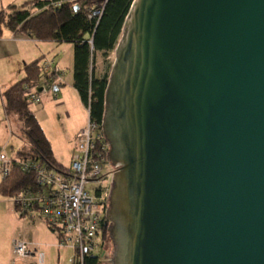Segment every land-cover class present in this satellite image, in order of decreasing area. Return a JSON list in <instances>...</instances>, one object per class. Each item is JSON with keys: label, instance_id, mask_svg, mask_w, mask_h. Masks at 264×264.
Masks as SVG:
<instances>
[{"label": "water", "instance_id": "95a60500", "mask_svg": "<svg viewBox=\"0 0 264 264\" xmlns=\"http://www.w3.org/2000/svg\"><path fill=\"white\" fill-rule=\"evenodd\" d=\"M105 106L112 264H264V0H134Z\"/></svg>", "mask_w": 264, "mask_h": 264}, {"label": "trees", "instance_id": "16d2710c", "mask_svg": "<svg viewBox=\"0 0 264 264\" xmlns=\"http://www.w3.org/2000/svg\"><path fill=\"white\" fill-rule=\"evenodd\" d=\"M103 0H33L21 6L10 5L0 12V37L5 29L23 34L38 42L72 44L74 47V87L85 107L90 108V119L102 126L109 75L95 78L92 65L98 54L116 49L123 36L124 23L134 0H108L102 16L99 4ZM78 7V8H77ZM77 8V9H76ZM93 15V19L89 18ZM44 58L25 65V78L3 93L5 110L19 125L12 136L19 138L28 148L20 152L24 160L42 161L58 170L67 168L54 158L51 143L35 112L31 110L28 89L58 80L57 73L47 74ZM6 151V150H5ZM33 185L32 178L15 170L12 177L3 180L1 193L15 197L24 188ZM16 212L18 209L15 207ZM110 222L101 237L102 245L111 240ZM102 255L86 257L85 264H103Z\"/></svg>", "mask_w": 264, "mask_h": 264}, {"label": "built area", "instance_id": "2783aa9c", "mask_svg": "<svg viewBox=\"0 0 264 264\" xmlns=\"http://www.w3.org/2000/svg\"><path fill=\"white\" fill-rule=\"evenodd\" d=\"M108 0L99 4V16ZM93 15H89L93 19ZM54 64H45V71ZM51 74V73H47ZM46 81L35 89H28L30 101L41 102V95L53 89ZM41 89V90H39ZM90 118V108L87 109ZM109 143L102 126L89 119L75 138L70 166L58 170L42 161L9 157L0 151V176L12 177L15 170L32 178L33 185L19 192L13 201L21 217L39 218L57 236L60 249H70L67 264H85L86 257L103 256V224L108 226L106 213L110 206L114 169L108 161ZM108 167V168H106ZM14 250L21 259L34 256L35 251L22 241L14 242Z\"/></svg>", "mask_w": 264, "mask_h": 264}, {"label": "rangeland", "instance_id": "374dc122", "mask_svg": "<svg viewBox=\"0 0 264 264\" xmlns=\"http://www.w3.org/2000/svg\"><path fill=\"white\" fill-rule=\"evenodd\" d=\"M30 0H12L11 3L16 6H21L25 2ZM8 2V1H6ZM8 6V5H7ZM9 7V6H8ZM8 7H6L8 11ZM18 34V33H17ZM45 49L44 64L53 62L54 66L50 67L49 70H53L57 64L63 69V74L65 77V87L67 89L72 88L71 81L73 78V67H72V53L74 51L73 45H57L52 42L41 43ZM56 47H60V55L57 56L55 52ZM69 49L67 52L66 49ZM115 62V50L105 54H98L93 65L92 73L95 78H103L106 75H111L112 66ZM70 84V85H69ZM64 87V86H63ZM62 87V88H63ZM71 94L77 95L74 90L68 91ZM50 100L53 102L52 105L57 107L55 104L61 102V98L58 100V94H56L53 89L50 91ZM48 97V98H49ZM69 97V98H68ZM67 101L72 98L68 94ZM46 96L41 95V103H31V110L35 112L41 122L42 127L46 131L52 144L56 142L53 146L56 148L57 142L60 141L63 132L65 133L70 129V123L67 120V109L60 107L58 111H54V107L50 109L47 115L43 107L46 105ZM57 104V105H58ZM57 111V112H56ZM6 147V153L9 157H18L20 152H27V146L17 137L11 136L10 130L7 129L6 135L4 132H0V151ZM66 147V146H65ZM64 146L62 151L54 149L55 157L59 164L65 168H69L70 160L68 158V153L64 151ZM58 150V151H57ZM62 152V153H61ZM108 168V167H106ZM3 178L0 176V183ZM2 197L0 196V199ZM3 202H0V264H67L68 259L71 257V251H59L54 245L56 243V238L53 233L47 228L46 224L39 218L38 214H33L36 218L35 222L32 221V217H21L19 213L15 212V204L13 198H4ZM2 201V200H0ZM15 214V215H14ZM21 221V223L19 222ZM24 241L29 244L35 245L38 251V255L35 260L21 259L17 256L13 241ZM115 246L112 240L107 242L105 254H103L101 261L103 264H112V260L115 253ZM61 254L60 258L59 255Z\"/></svg>", "mask_w": 264, "mask_h": 264}, {"label": "crops", "instance_id": "0c3cea01", "mask_svg": "<svg viewBox=\"0 0 264 264\" xmlns=\"http://www.w3.org/2000/svg\"><path fill=\"white\" fill-rule=\"evenodd\" d=\"M6 1H8V2H6ZM30 1H33V0H30ZM30 1H27V2H30ZM42 1H47V0H42ZM27 2H25V3H27ZM11 3H15V2H12V0H0V12L7 11L6 7H8L10 5H14ZM41 43H45V42H38L35 40H31L23 34H17V33L10 31V30H7V29H5L3 31V34L0 37V132H4V135H6L7 129H9L10 134L12 136V131L18 130L19 125L17 123V119L15 116L8 115L6 113L5 102H4L2 95L9 88L16 85L17 83H19L20 81H22L25 78V65L31 64V63L45 57L44 53H45V49L47 47H43V45H40ZM57 45L63 46L66 44H57ZM69 45H72V44H69ZM56 48L57 49H55V52L57 53V56H58V55H60L61 49H59L60 47H56ZM66 51L68 52L69 49L67 48ZM72 67L74 69V51L72 53ZM62 69L63 68L61 66H59V64H57V66H55V68L53 70L47 69V73H57L59 75L58 80L55 83H53V86H54L53 91L56 94H58L57 95V97H59L58 100L61 98L60 99L61 102H59L60 104H58V103L55 104L57 107L52 105L53 102L50 100V97H49L50 92H49L45 95L47 98H46V102H45L46 105L43 107V110L48 115L50 112V109L52 107H54V111L55 110L58 111V108H60V107L66 108L68 111L67 112V120L70 123V129L67 130L65 133L63 132L61 139L59 142H57L58 145H56V148H55L53 146V144L54 143L56 144V142H54L52 144V140H50L46 131L44 130L43 127L42 128H43L46 136L48 137V139L51 143L53 154L55 155L56 149H58V150L60 149L59 151H62V147L64 146L65 155H66V151H67V153H68L67 156H68L69 160L71 161V156H72V153H73L74 147H75L76 135L81 129H83L87 126L90 118H89V113L87 111V108L82 103V101L79 97V94L74 87V70H73V78L71 81L72 88H74V89H67L65 87V80H64L65 77H64V74L62 72L63 71ZM69 90H74V92H76L77 95L69 93L68 92ZM68 94H70L72 98H70L67 101ZM36 116H37V114H36ZM37 118H38V116H37ZM40 124H41V122H40ZM4 149L6 150V147ZM54 149H55V151H54ZM12 158H20V156H18V157L16 156V157H12ZM57 162H58V160H57ZM2 183H3V180L0 183V196L2 197L0 199L2 201H0V202H3V200H5L4 198H7V197H4L1 193ZM8 198H10V197H8ZM15 212H16V210H15ZM35 219H36L35 217H32V221L35 222ZM19 222L21 223V221H19ZM53 235L56 238V243L54 246L59 251H61V250L71 251L70 249H67V248L66 249H60L58 247V238L55 234H53ZM15 241H18V240H15ZM15 241H13V247H14ZM22 242H24V241H22ZM25 243H27L31 247V249H33L35 251L34 256H32L31 258H28V259L29 260H35L36 256L38 255V251L36 249L37 247L35 245H38V244H34V243L29 244L28 242H25ZM60 256H61V254L59 255V258H60Z\"/></svg>", "mask_w": 264, "mask_h": 264}, {"label": "flooded vegetation", "instance_id": "af4514ba", "mask_svg": "<svg viewBox=\"0 0 264 264\" xmlns=\"http://www.w3.org/2000/svg\"><path fill=\"white\" fill-rule=\"evenodd\" d=\"M109 163H110V162H109ZM110 165L112 166L111 163H110ZM112 167H113V166H112ZM113 169H114V172H116L117 169H116L115 167H113ZM112 185H113V181H112ZM111 225H112V224L110 223V227H111Z\"/></svg>", "mask_w": 264, "mask_h": 264}]
</instances>
